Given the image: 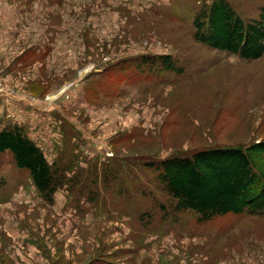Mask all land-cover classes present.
<instances>
[{"label":"rangeland","instance_id":"1","mask_svg":"<svg viewBox=\"0 0 264 264\" xmlns=\"http://www.w3.org/2000/svg\"><path fill=\"white\" fill-rule=\"evenodd\" d=\"M209 1L0 0V129L64 176L48 204L0 154V264H264V213L199 222L147 165L264 141V54L196 42ZM227 1L243 19L264 7ZM146 55L175 70L123 62Z\"/></svg>","mask_w":264,"mask_h":264},{"label":"trees","instance_id":"2","mask_svg":"<svg viewBox=\"0 0 264 264\" xmlns=\"http://www.w3.org/2000/svg\"><path fill=\"white\" fill-rule=\"evenodd\" d=\"M193 39L209 48L253 60L264 54V7L257 18L243 19L227 0H210L192 20ZM155 60L170 70L169 55L132 59L131 66L152 65ZM126 62V61H125ZM126 63V64H127ZM10 151L17 168L28 170L39 197L54 203L63 173L50 164L40 147L19 125L0 129V154ZM148 166L158 172L178 211L191 210L204 222L227 214L264 213V141L248 146L231 145L176 155Z\"/></svg>","mask_w":264,"mask_h":264},{"label":"crops","instance_id":"3","mask_svg":"<svg viewBox=\"0 0 264 264\" xmlns=\"http://www.w3.org/2000/svg\"><path fill=\"white\" fill-rule=\"evenodd\" d=\"M131 62L130 60H123V62ZM128 65H130V63H127Z\"/></svg>","mask_w":264,"mask_h":264},{"label":"bare ground","instance_id":"4","mask_svg":"<svg viewBox=\"0 0 264 264\" xmlns=\"http://www.w3.org/2000/svg\"><path fill=\"white\" fill-rule=\"evenodd\" d=\"M56 96V94H54V95H51L50 97H49V99H51V98H53V97H55Z\"/></svg>","mask_w":264,"mask_h":264}]
</instances>
